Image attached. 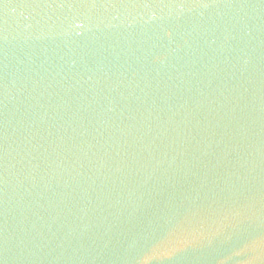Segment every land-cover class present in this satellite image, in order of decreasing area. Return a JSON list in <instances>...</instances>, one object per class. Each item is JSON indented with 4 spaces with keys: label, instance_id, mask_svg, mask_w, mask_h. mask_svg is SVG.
<instances>
[{
    "label": "water",
    "instance_id": "obj_1",
    "mask_svg": "<svg viewBox=\"0 0 264 264\" xmlns=\"http://www.w3.org/2000/svg\"><path fill=\"white\" fill-rule=\"evenodd\" d=\"M0 264H264V0H0Z\"/></svg>",
    "mask_w": 264,
    "mask_h": 264
}]
</instances>
